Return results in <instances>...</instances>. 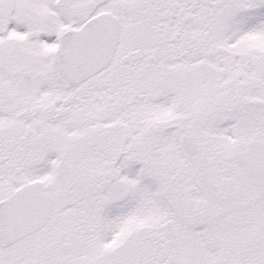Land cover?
I'll list each match as a JSON object with an SVG mask.
<instances>
[{
    "label": "flooded vegetation",
    "instance_id": "obj_1",
    "mask_svg": "<svg viewBox=\"0 0 264 264\" xmlns=\"http://www.w3.org/2000/svg\"><path fill=\"white\" fill-rule=\"evenodd\" d=\"M201 3L171 6L170 38L159 37L165 24L155 25V39L126 49L111 69L70 88L53 83L50 93L43 50L32 62L30 36L0 44V174L22 165L42 177L53 167L55 202L73 209L49 229L56 264H197L195 244L207 252L210 204L239 207L234 198L250 179L234 156L253 139L264 143V106L256 103L264 102V0ZM181 137L190 138L189 156ZM150 189L160 207L144 200ZM149 205L156 216L142 223ZM115 208L121 213L110 215ZM159 211L185 212L193 231L175 223L166 233ZM0 252V260L14 256L10 247Z\"/></svg>",
    "mask_w": 264,
    "mask_h": 264
},
{
    "label": "rangeland",
    "instance_id": "obj_2",
    "mask_svg": "<svg viewBox=\"0 0 264 264\" xmlns=\"http://www.w3.org/2000/svg\"><path fill=\"white\" fill-rule=\"evenodd\" d=\"M55 1L57 0H0V44L14 42V44L17 45L15 41H23L24 37L28 35L31 37V41L34 42L35 48H42L43 55L45 56V60H43L45 62H42L41 66H45L52 55L49 47L45 46V42H48L47 39H57L68 28H79L86 17L101 10H110L114 12L121 21L122 33L120 35V42H122L118 47L117 54L120 56L124 53L126 46L129 45L131 49L135 48V39L138 32L147 34L143 36L146 38L145 43L155 39L153 30L156 28L154 26L160 24L158 22V17L166 12V7H164V11L160 13V6L162 3H164V6L168 5L172 0H61L60 3H55L54 7L52 2L54 3ZM154 9L157 10V13H154ZM225 12L230 13L228 11ZM221 13L224 14V10H222ZM41 20H43V23ZM195 23H197V21ZM164 24L165 25H162V30L159 32V37L165 39L170 38L172 32L166 18ZM5 25L11 26L12 34H4L2 29H4ZM144 26L147 28V33H143ZM187 27L194 29L193 24L187 25ZM138 30H141V32ZM44 31L50 34L49 37L44 35ZM54 49L55 46H53V50ZM38 54L39 52L31 50L30 56L32 62L35 61L34 58L35 56L37 57ZM31 67V69L35 71V69H33L35 67L32 65ZM49 75L47 73L46 78H43L46 90L47 88L52 89L54 87L52 85V80L49 79ZM54 80L56 81V79ZM56 84L59 86L60 83L56 81ZM50 92L51 90H47V93ZM34 99L32 95L31 103H34ZM47 99H49L47 103H50L51 96L47 95ZM24 170L25 169L21 165L19 168L15 169L14 173L6 175V172H4L3 175L0 174V198L12 192L16 186L38 175L34 171L26 174ZM2 178H4V180H1ZM45 184L48 190L54 194L58 192L54 178H48ZM249 193V200L246 202L248 205H245V207L234 209L226 208L224 210L215 208L210 210L214 206L211 205L208 213L213 217V222L207 224L204 229L205 238L207 239V252L204 253L202 247L196 243L195 246L198 250L192 259L194 263L264 264V194L256 190L250 191ZM245 195H241L236 199L238 205L244 202L246 199ZM56 210L61 214H58ZM72 211L73 209L71 208L59 206L54 208L52 225L58 216H67L69 213L71 214ZM178 213L177 211H173V216L178 220L181 226V232L184 234L191 232L192 229L189 228L187 224L186 228H183V223H185V221L181 219L183 215ZM70 216L71 215H68V217ZM246 227H249V229L246 230ZM49 229L50 227L45 231H40L37 238H41L44 247L58 250L57 245L54 243V238L50 236ZM25 242L26 239L19 245L22 246ZM210 243L214 245H210ZM215 245H218L216 252H210L208 247H214ZM67 254L68 255L63 254V257L68 259V263H71L72 256L70 252ZM209 256H211V258ZM45 258L47 257L43 256L39 259L38 256L34 263L56 264L53 256L47 258V260ZM82 259L83 258L80 256L78 262H81ZM7 261H9L7 258L0 260V262L5 264Z\"/></svg>",
    "mask_w": 264,
    "mask_h": 264
},
{
    "label": "water",
    "instance_id": "obj_3",
    "mask_svg": "<svg viewBox=\"0 0 264 264\" xmlns=\"http://www.w3.org/2000/svg\"><path fill=\"white\" fill-rule=\"evenodd\" d=\"M117 31L116 20L102 14L81 31L66 33L52 64L56 75L71 85L104 67L117 42ZM24 195L20 201L0 203V242H12L42 226L49 217L52 198L41 194L39 184L24 189ZM23 216L27 217L25 222Z\"/></svg>",
    "mask_w": 264,
    "mask_h": 264
}]
</instances>
